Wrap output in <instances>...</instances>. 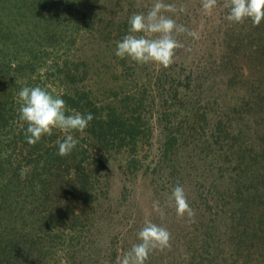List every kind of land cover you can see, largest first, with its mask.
<instances>
[{
	"label": "trees",
	"instance_id": "obj_1",
	"mask_svg": "<svg viewBox=\"0 0 264 264\" xmlns=\"http://www.w3.org/2000/svg\"><path fill=\"white\" fill-rule=\"evenodd\" d=\"M123 1L115 2L121 6ZM97 2L0 0V55L3 57L0 65V264H74L58 251L60 237L70 231L73 235L69 238L73 240L78 233L90 228V214L96 211L100 198L108 192L103 180L113 153L129 151L130 157L136 158L137 148L152 136L146 82L138 83V77L143 75L139 70L142 64L127 57L119 58L115 64L110 62V69L103 71L95 88L90 84V70L96 60L77 57L71 61L65 57L50 61L49 50L64 49L60 32L74 30L78 33L90 29L97 31L101 40L115 36L117 41L127 34L129 17L135 12L122 10L123 14L121 12L117 19L114 11L104 15V19L92 18L99 8ZM56 22L63 32L50 33V27L54 28ZM227 24L221 43H218L222 54L208 70L216 71L219 67L228 90L246 87L240 103L234 108H241L239 115L246 121L244 131L249 132L245 133L249 136L248 149L232 145L234 149L227 157L228 162L225 161L227 167H220L221 174L224 172V185L227 184L231 192L225 198L235 205L230 210V219L236 224L230 223L229 233L236 245L232 247L233 258L229 264H264V21L257 26L246 19L240 23L244 26L238 28L239 23ZM69 36L72 40L75 34ZM69 42L74 44L75 40ZM5 46L13 48V59L5 52ZM244 55L261 59V62L255 60L260 67H253L252 74L244 66L236 73L235 68ZM186 67L194 76L201 71L197 65L196 70L192 69V64ZM116 70L122 74L120 82ZM160 72L157 82L162 80V83L182 81L184 76L176 74L177 78H173L167 68ZM204 74L200 76L203 81L208 78ZM42 75L54 77L50 83L41 82ZM103 77L112 83L117 81L120 89L115 91L109 82L103 85ZM128 82L134 85L129 88ZM24 85L45 87L53 95H61L68 110L93 114L94 119L82 133H73L79 143L69 155H58L56 141L64 138V133L58 129L36 144L26 142L27 124L19 119L17 102V94ZM196 93L199 97L192 101L199 105L194 113L202 117L204 105L200 102L205 100V83L198 85ZM191 94L190 89L189 93H182L184 102L189 103ZM184 110L193 111L189 107ZM169 117L166 113L163 117L166 120L163 127L167 131L165 142L160 144L163 157L184 138L178 135L177 128L171 127ZM241 126H244L242 122ZM217 128L221 138L220 123ZM232 129L234 133L226 129L225 133L228 136L236 134L237 139L242 129L240 126ZM214 183L216 180L209 185L210 194L217 193ZM221 199L210 197L219 205ZM62 243L66 247L65 238Z\"/></svg>",
	"mask_w": 264,
	"mask_h": 264
},
{
	"label": "rangeland",
	"instance_id": "obj_2",
	"mask_svg": "<svg viewBox=\"0 0 264 264\" xmlns=\"http://www.w3.org/2000/svg\"><path fill=\"white\" fill-rule=\"evenodd\" d=\"M115 1L117 0H98L99 8L92 18L99 16L104 19V15L114 11L117 13L115 16L117 19L122 10L125 13L132 11L146 13L153 3V0H124L123 5L118 6ZM167 2L174 3L177 9L181 6L187 9L186 12L166 14L172 16L177 24H183L188 29L198 32L199 39H194L187 33L177 34L176 38L183 47L176 50L173 63L166 67L157 63L141 65L142 69L139 70L143 75L141 78L138 77V83L146 82L144 84L146 104L150 105L152 114L149 133L152 136L137 148L136 158L130 157L129 151L113 153L108 163L107 176L103 180L108 192L100 198L96 211L90 214V228L78 233L73 238L74 241L69 238L73 235L70 231L60 237L58 251L64 257L70 258L74 264H117V257H122L126 250L139 242L137 233L147 221L162 225L170 231L171 246L163 250H153L145 264H229L233 258L231 251L236 244L234 245L229 231L232 226L230 223L233 222L230 219V210L235 205L229 202L230 199L225 198L228 192H231L227 184L224 185V172L221 174L220 167H227L225 161L234 149L232 145L238 144L248 149L246 141L249 136L245 133L249 132L244 131L246 121L239 115L241 108L239 106L234 108V105L240 103V97L246 92V87L228 90L223 83L220 68L216 67V71L208 70V66L214 64L213 61H218L222 54L218 43H221L223 30L229 23L226 19L229 11L226 5L229 0H217L211 11L202 8V0ZM57 24L56 22L54 28L50 27V33L61 30L57 28ZM239 26L244 25L239 23L236 28ZM72 34L75 36L70 40L69 35ZM59 35L63 39L62 45L65 44L64 49L59 52L49 50L50 61L65 57L71 61L77 57L96 60L90 70L92 72L90 84L95 88L102 79L100 75L103 71L110 69L109 63L115 64L119 61L120 57L115 55L118 40L115 36L109 40H101L98 32H91L90 29L78 33L69 30L64 34L60 32ZM74 40V44L69 42ZM50 41L54 42L52 39H49ZM5 47L6 50L1 49L8 52L13 59V48ZM247 52L250 53L249 48ZM2 58L0 55V65ZM255 60L254 55L240 57L239 65L235 68L236 73L239 72L240 66H244L252 74L253 67H260V64L256 66ZM256 61L261 62V59ZM187 64H192L194 65L192 69L197 68L201 71L194 76L192 71L187 69ZM196 65L198 67L195 68ZM163 68L170 70L173 78H177L176 74L184 75L182 81L157 82ZM116 73L117 81L120 82L122 74L120 70H116ZM202 73L208 76L204 81L200 77ZM52 76L42 75L41 82L50 83L54 77ZM111 81L103 77V85L112 83ZM116 82L114 81L112 86L118 91L120 88ZM203 83L205 100L200 104L204 105L202 110L204 114L200 117L194 113L199 104L192 100L199 97L196 89ZM132 85L134 84L128 82L126 86L131 88ZM189 89L192 94L189 103H186L182 93H189ZM171 96L172 99L167 100ZM185 107L192 109V113L191 110H184ZM165 113L170 114L171 127L177 128L178 135L184 138L163 157L160 144L165 142L164 135L167 133L163 127L166 122L164 120L166 117L163 118ZM241 122L244 126H241ZM218 123L221 124V138ZM239 126L242 134L238 135L237 139L236 134L226 135L225 129L234 133L232 128ZM260 126L261 118L258 128ZM213 180H216L214 184L217 193L210 194L208 188ZM177 184L185 189L188 203L194 212L193 217H188L187 214L180 216L176 212L171 192ZM210 197L218 199L221 197L220 205L219 202L211 201ZM154 202L158 203V207H153ZM223 208L226 210H222ZM254 220L257 221L256 217ZM64 238L67 242L66 247L65 243H62ZM235 239L238 241V238ZM71 257H74V260Z\"/></svg>",
	"mask_w": 264,
	"mask_h": 264
},
{
	"label": "clouds",
	"instance_id": "obj_3",
	"mask_svg": "<svg viewBox=\"0 0 264 264\" xmlns=\"http://www.w3.org/2000/svg\"><path fill=\"white\" fill-rule=\"evenodd\" d=\"M217 0H202L205 11H211ZM226 19L229 22L242 23L250 19L259 26L264 21V0H229ZM186 12L181 6L167 0H153L151 7L145 12H135L129 17V29L126 35L116 42L115 55L130 58L138 64L157 63L168 66L174 61L176 50L183 44L176 38L177 34L187 33L199 39L198 32L188 29L183 24L167 15L168 12ZM19 119L26 122L25 140L36 144L44 136L51 135L54 129L64 133L63 139L56 141L58 155H69L78 145L79 139L74 132H83L94 119L91 112L82 113L68 110L66 101L61 95H53L47 88L36 85H24L18 92ZM176 212L180 216L187 214L193 217L194 212L188 203L185 189L177 184L171 192ZM153 207H158L154 202ZM138 243L126 250L122 257H117V264H145L153 250L170 247V231L156 223L147 221L137 233Z\"/></svg>",
	"mask_w": 264,
	"mask_h": 264
}]
</instances>
